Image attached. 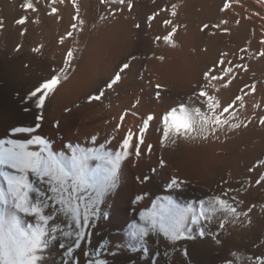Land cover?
<instances>
[{
    "label": "bare ground",
    "instance_id": "bare-ground-1",
    "mask_svg": "<svg viewBox=\"0 0 264 264\" xmlns=\"http://www.w3.org/2000/svg\"><path fill=\"white\" fill-rule=\"evenodd\" d=\"M234 1L252 2L31 0L33 11L23 7L29 0H0V140L24 142L40 136L57 158L67 159L73 152L90 157L122 154L123 142L131 136L115 187L98 203L91 189L82 193L85 199L78 203L83 227L58 203L60 195L48 191L47 182L29 175L33 184L48 191L45 212L54 216L51 226L58 229L41 264H256L264 250L257 243L264 234V181L257 189L240 186L244 178L259 173H250L249 167L264 156V117L258 120L263 113L257 107L264 86L260 95L233 101L248 71L230 80L212 79L216 73L209 72L223 52L237 53L232 43L248 39L253 48L261 46L260 7L252 5L253 13L245 15ZM220 14L226 18L225 34L212 30ZM21 18L25 23H16ZM171 21L179 26L177 46L163 41L170 35ZM71 29L87 35V41H76L78 62L73 67L67 60ZM164 51L169 54L157 58ZM261 53L256 64L251 62V71L264 70ZM124 64L129 67L121 70ZM117 73L121 79L109 88ZM53 77L58 83L37 108L30 93ZM202 91L207 95L201 96ZM95 96L100 98L91 99ZM237 103L241 109L234 113ZM181 108L193 113V123L211 116L207 137L195 145L183 146L190 131H177L174 117ZM149 116L153 119L145 125ZM18 127L33 132L13 134ZM40 147L33 144L29 150ZM88 166L103 179V161L89 159ZM0 187L6 188L2 179ZM217 198L231 208H247L251 202L263 208L243 213L234 224L222 220L230 211ZM20 218L25 228L38 222L32 216ZM161 223L176 225L181 238L166 237ZM77 231L84 233L79 247L74 243ZM69 247L71 257L65 254Z\"/></svg>",
    "mask_w": 264,
    "mask_h": 264
},
{
    "label": "snow or ice",
    "instance_id": "snow-or-ice-1",
    "mask_svg": "<svg viewBox=\"0 0 264 264\" xmlns=\"http://www.w3.org/2000/svg\"><path fill=\"white\" fill-rule=\"evenodd\" d=\"M120 2L123 3L124 0H120ZM229 6V4H225V8ZM23 7L33 11L36 10L31 0L25 3ZM55 11L56 9H53V12ZM173 15H175V12H173ZM25 19L21 18L16 23L24 24ZM2 26L3 23L0 21V27ZM169 38L164 37L166 41ZM34 51H39V49H34ZM68 55H72L71 51H69ZM261 55H264V53H261ZM128 67V64H124L121 70ZM227 71L231 72V69ZM217 78L215 76L212 77V79ZM120 79L121 76L117 73L108 87L111 88ZM219 79L222 80L223 77H219ZM57 83L58 78L53 77L52 80L43 83L30 93V97H36L37 108L43 106L48 92L52 91ZM100 95H103V92ZM200 95L206 96L207 93L202 91ZM99 98L100 96H95L91 99L98 100ZM237 99L240 98L237 97ZM214 106L209 104L210 108ZM175 111L173 110V112ZM223 111L227 112L228 108H224ZM196 115H199L198 109L196 110ZM151 119L153 117L149 116L144 121L145 125ZM174 119L178 122L177 131L183 128L185 133H187L193 129V113L188 112L184 108L180 109V114L175 116ZM215 122L217 124L220 123L219 119ZM261 123H264V119L261 120ZM235 127H239V125H235ZM11 131L13 134L31 133L33 128L18 127ZM165 136H167V131ZM130 139L131 136L124 140L123 148L125 151L122 154L117 153L115 156L97 154L90 157L87 154L78 155L73 152L71 157L67 159L57 158L49 150L48 142L40 136H36L34 139H27L24 142L14 139L0 140V179L6 185V188L0 187V264H41L43 261L44 253L49 249L50 242L56 238L53 233L58 231L56 227L51 226L54 216L44 211L50 206L48 191L60 195L58 203L65 205L64 210L72 215L78 226L83 227L78 203L85 199L82 193L91 189L95 193L96 202L98 203L103 196L115 187L117 170L121 160L128 155L127 149ZM93 140H95V137H93ZM140 142H143L142 139ZM33 144L41 145L42 147H40L39 151H30L29 146ZM136 154L139 155L138 148L136 149ZM89 159L104 162L106 173L103 179H99L89 168ZM30 174L34 175L40 183L47 182L49 185L48 191L33 184L29 179ZM261 180H264V176L261 177ZM259 182L258 180L257 183ZM175 183L176 181L174 180L173 184ZM65 194H67V199ZM73 200L77 201L75 206L72 205ZM217 202L221 208L235 212V209L227 205L226 201L217 198ZM20 214L37 218L38 222L25 228L22 226ZM83 220L87 222V214L83 216ZM153 226H155V222H153ZM160 230L173 241L181 238L176 225L165 226V224L161 223ZM138 232L140 235H147V231L144 229H139ZM64 235H71V233H64ZM75 235L74 243L76 247H79L80 239L83 238L84 233L77 231ZM60 247H64V245L61 244ZM72 253L73 248H67L65 254L71 257ZM257 259L264 264V257H258ZM98 264H103V262H98Z\"/></svg>",
    "mask_w": 264,
    "mask_h": 264
},
{
    "label": "rangeland",
    "instance_id": "rangeland-1",
    "mask_svg": "<svg viewBox=\"0 0 264 264\" xmlns=\"http://www.w3.org/2000/svg\"><path fill=\"white\" fill-rule=\"evenodd\" d=\"M252 2H248V4H246L245 2H237V1H234L233 3L235 4V5H237V3L239 4V6L238 7H240L242 10H243V12L245 13V15H251L252 13H253V11H252V9H253V6L252 5H255V6H257V7H260L259 9H260V11H259V14H257V16H260L261 18H259V20L261 21V25H262V27L264 26L263 24L264 23H262V22H264V3H263V1L264 0H261V2H260V0H251ZM76 2V1H75ZM75 2H73V4H74V6L76 7V9L78 8V5H77V3L75 4ZM254 2H256V4L254 3ZM242 3V4H241ZM251 3V4H250ZM259 3V4H258ZM263 5V6H262ZM243 7V8H242ZM224 10H225V8H223ZM252 12V13H251ZM249 13V14H248ZM1 21V20H0ZM224 21H226V18H224V17H221V14H220V16H218L217 17V19L215 20V21H213L212 23H211V26L213 27L212 28V30H213V32H216V31H219V32H222V30H223V33L225 34L226 32H227V30H226V27H225V22ZM170 25H171V27H170V31L168 32L169 34H167V35H169V36H166V37H170L169 38V40H167V41H171V43H173V44H169V45H174V46H177L179 43H180V39L179 38H177V37H175V33L178 31V29H179V26H177V25H175V24H173V21H171L170 22ZM237 25L238 24H235V26L237 27ZM220 29V30H219ZM222 29V30H221ZM262 30H261V32H262V34L264 33V27L263 28H261ZM72 31L70 32V35H69V33H68V37H69V42H70V44H69V47L71 48L70 49V51L71 52H73L72 53V55L71 56H69L68 55V57H67V60L69 61V66H71V67H73V66H75L76 64H77V62H78V60H77V54H78V52H77V50H76V44H77V42H85V41H87V35L85 34V33H81V32H79L78 30H75V29H71ZM172 31V32H171ZM80 33V34H79ZM74 34V35H73ZM262 36H264V34L262 35ZM70 39H72V40H70ZM262 39V40H261ZM260 40L261 41H259V43L261 44V46L258 48V49H256V48H253V46H252V43H251V41L250 40H246V41H244L242 44L240 43H237V45H236V42L235 43H232V46H234V47H236L237 46V49L235 50V53L236 54H234V55H229V54H227V53H225V52H223L222 53V55H220V57L218 58V60H216L217 61V63H214V65H212L210 68H209V72H210V74L211 75H213L214 73H216V75H215V77H217L218 76V78L221 76V74L222 75H224L225 74V76L223 77V76H221V77H223V79H226L227 78V80H230L231 78H234V77H232L233 75H239L240 74V72L241 73H246L247 71V73L246 74H248L247 75V79L246 80H248V81H246L245 80V82H243L242 84L243 85H241L240 87H239V90H238V92H237V94L235 95V100L233 99V101H236V100H238V99H236L237 97H244V98H248V95H250L251 93L252 94H255V93H258L259 95L262 93L260 90L263 88V86H264V70H261L260 72L257 70H255V71H251L250 69L253 67V66H251V65H253V64H256L257 62H256V60H254V59H257L258 58V55H259V53L260 52H262L263 50H264V45H262V43L264 42V37L263 38H261ZM71 41H72V43H71ZM77 41V42H76ZM163 41H166L165 39H163ZM166 41V42H167ZM247 41H248V43H247ZM74 43V44H73ZM245 43V44H244ZM247 45V46H246ZM72 46V47H71ZM73 46H75L74 47V49H73ZM263 46V47H262ZM248 49V50H247ZM169 51H164V52H162L160 55H158L157 56V58H161V57H164V56H166V55H168L169 53H168ZM243 52V53H242ZM225 55H227L228 57H225ZM253 55V56H252ZM232 56H233V58H232ZM71 58V59H70ZM248 59V60H247ZM252 60V61H251ZM236 61V62H235ZM240 61H242L241 63H240ZM251 62H253V64H251ZM231 63L233 64V65H231ZM217 66H216V65ZM249 64V65H248ZM228 65V66H227ZM215 66V67H214ZM217 67V68H216ZM251 67V68H250ZM224 71L225 70V72H223L221 69ZM224 68V69H223ZM228 69H231V72H228L227 70ZM233 69H235V70H233ZM240 69V70H239ZM238 70V71H237ZM214 71V72H213ZM216 71V72H215ZM235 71V72H234ZM240 71V72H239ZM218 72V73H217ZM226 72L228 73V74H226ZM231 74V75H230ZM214 76V75H213ZM236 77V76H235ZM253 79V80H252ZM258 79V80H257ZM254 83V84H253ZM253 84V85H252ZM258 84V85H257ZM247 85V86H246ZM261 85V86H260ZM245 86V87H244ZM255 86H257V87H255ZM260 86V87H259ZM242 87H243V89H242ZM259 87V88H258ZM255 88H257V89H255ZM241 89V90H240ZM259 89V90H258ZM251 90V91H250ZM241 91V92H240ZM259 91V92H258ZM241 94V95H240ZM242 95H246V96H242ZM261 97H262V99H261V102H259V104H258V111H260V113H263V115L262 114H259V116H258V120H261L263 117H264V110L263 109H261L262 107L264 108V95L262 96V95H260ZM232 104V103H231ZM238 104V103H237ZM235 105V108H234V110H236L234 113H236L237 112V110H240L241 109V107H240V105L238 104V105ZM237 108V109H236ZM261 110H263V111H261ZM203 116V115H202ZM204 116H206V117H204ZM203 116V118H200V119H198V121L196 120L195 121V123H193V129L191 130L192 131V133H191V131H190V134H189V136L187 137V138H184L183 140H182V144H183V146H184V144H186V145H195L196 144V141L198 142H201L203 139H205L206 137H207V132H208V129H209V122H210V119H211V116L209 115L208 116V114L207 115H204ZM263 116V117H262ZM209 118V119H208ZM259 122V121H258ZM195 135V136H194ZM201 136V137H200ZM196 138V139H195ZM201 140H200V139ZM263 152H264V150H263ZM260 161H262V162H260ZM260 161L259 160H257V161H255V162H257V164H255V163H253L250 167H249V172L250 173H254L255 172V170L257 169H260V171H259V173L255 176V177H253V176H248V177H246V178H244L245 180H243V182H242V184L244 185H242L241 184V186H240V188L242 189H249V188H252V189H257L258 187L257 186H261L260 184L264 181V180H261V177L262 176H264V156H262L261 158H260ZM258 162H260L259 164H258ZM258 167H256V166ZM260 165H263L262 167H260ZM252 166H254V167H252ZM260 167V168H259ZM255 168V169H254ZM260 181L259 183H257V181ZM249 181V182H248ZM245 182V183H244ZM248 183V184H247ZM254 183V184H253ZM252 184V185H251ZM257 184V185H256ZM247 205L249 206V207H247ZM246 205V207L247 208H245V206L242 208V206H235V207H233L234 209H235V212L233 213V212H229L228 214H225L224 216V218L222 219L223 221H229V222H231V223H237L238 222V220L240 219V217H241V215L243 214V213H246V214H248V213H251L252 211H254L255 210V207H256V210L257 209H259V208H263V206L261 205V204H258V203H249V204H247ZM259 205V206H258ZM258 207V208H257ZM248 208H249V210H248ZM48 209V208H47ZM46 209V210H47ZM242 209H244V210H242ZM248 210V212H247V210ZM253 209V210H252ZM46 210H44V211H46ZM255 210V211H256ZM223 217V216H222ZM228 219V220H227ZM260 240V241H259ZM259 240H258V242L257 243H259V244H261L260 246H263L264 245V234L263 235H261V237L259 238ZM258 244V245H259ZM263 250V249H262ZM264 251V250H263ZM261 252L260 254H259V257H264V252ZM259 262V263H258ZM256 264H262V261L261 260H259V259H257L256 258Z\"/></svg>",
    "mask_w": 264,
    "mask_h": 264
}]
</instances>
